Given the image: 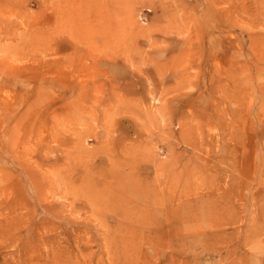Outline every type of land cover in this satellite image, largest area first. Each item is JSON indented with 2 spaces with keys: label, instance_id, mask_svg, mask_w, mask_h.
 Wrapping results in <instances>:
<instances>
[{
  "label": "rangeland",
  "instance_id": "1",
  "mask_svg": "<svg viewBox=\"0 0 264 264\" xmlns=\"http://www.w3.org/2000/svg\"><path fill=\"white\" fill-rule=\"evenodd\" d=\"M86 2L0 0V264H264L258 0Z\"/></svg>",
  "mask_w": 264,
  "mask_h": 264
},
{
  "label": "bare ground",
  "instance_id": "2",
  "mask_svg": "<svg viewBox=\"0 0 264 264\" xmlns=\"http://www.w3.org/2000/svg\"><path fill=\"white\" fill-rule=\"evenodd\" d=\"M50 1H52V0H50ZM90 1L91 2L89 4L86 2V5H87L89 11H91L89 6H91L93 9L96 8V7H98L97 5L93 4V1H94V3H96L98 0H90ZM101 3H103L102 0H101ZM45 5L46 6H49V7L55 5L54 0H53V3H49V5L44 4V7H45ZM258 8H259L258 9L259 10V14L261 15V17H264V0H258ZM106 12H107V8H104V9L101 8L100 10L98 8V11H96V13H98V17H100L102 15H107ZM258 17H259V15L255 19L257 20ZM253 21L250 24L251 26H254L255 23H256V22L253 23ZM130 24H132V23H130ZM256 25H257V23H256ZM77 88H79V87H77ZM182 205H184L186 207L187 203L182 204ZM188 230H189V227L187 225V226H184V228L180 231L182 239H184L186 241L189 238H191V236H190L191 235V232H189ZM136 232H137V229H132L131 228L130 229V232H129V235L134 236V237L137 236L140 240L143 241L144 240V233L140 232V233L136 234ZM152 232L154 234V238H163L164 236L165 237H167V236H171L172 237L173 236L172 238H174L176 236V234L178 233L177 232V229H174V226L171 227V228H169V225H168L167 222L165 224H160V225L155 226L154 228H152ZM80 233L81 234H86V231L83 230ZM75 240L79 244V247L77 248V250H79L80 246H84L85 248H88L87 247V244H85V245L81 244L80 245V241L82 240V237L75 236ZM109 245H110V243L108 242L107 237H106L105 238V242L103 243V249H104V252H105L104 255H107L109 252H113V250H111L112 246L108 247ZM152 246L153 245H151V247ZM121 248L124 249V245H121ZM131 249H134V248L131 247ZM130 264H131V260H130Z\"/></svg>",
  "mask_w": 264,
  "mask_h": 264
}]
</instances>
